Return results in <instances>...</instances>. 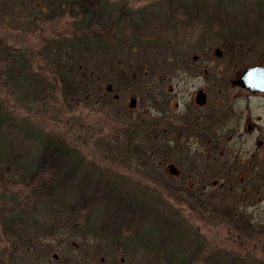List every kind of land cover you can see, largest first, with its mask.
I'll return each instance as SVG.
<instances>
[{
  "label": "rangeland",
  "instance_id": "rangeland-1",
  "mask_svg": "<svg viewBox=\"0 0 264 264\" xmlns=\"http://www.w3.org/2000/svg\"><path fill=\"white\" fill-rule=\"evenodd\" d=\"M37 2L45 5L47 13L32 7L30 0H0V45L15 50L18 57L34 53L30 70L42 83L41 92L33 98L20 86L4 84L0 76V115L15 122L7 138L24 153L35 151L32 138L23 133L63 142L71 154L70 168H77L76 180L83 176L91 189L72 188L67 205L57 204L33 194L32 184L21 183L33 168L0 163V263L87 264L89 258L98 261L110 255L124 264H184L183 257L175 259L163 249L155 250L159 238L170 232L169 221L161 234H145L153 229L158 200L163 202V215L167 210L182 215L211 250L219 249L230 260L244 264L263 260L264 251L255 249L256 235L252 234L264 230L263 205L258 207L254 225L234 207L218 209V214L207 217L203 200L194 193L191 200V193H175L173 182L154 161L152 77L159 59L175 55L165 51L172 47L176 26L189 22L176 15L168 27L150 23L152 27L142 32L145 27L139 24L144 16L134 10L157 3L153 0H99V8L105 2L112 12L96 18L74 16L69 10L58 16L53 7L60 1ZM125 6L130 9L127 20L122 14ZM138 38L141 42L135 41ZM260 38H251L247 44L255 60L264 55V36ZM178 51L183 55L182 48ZM21 71L18 82L26 87V71ZM107 83L120 96L117 103L104 91ZM130 92L140 100L136 113L124 109V97ZM144 107L151 118L144 117ZM106 200L110 204L131 201L132 206L111 217L109 206L103 205ZM220 201L223 205L231 202L228 197ZM116 218L122 221L113 226ZM155 218L165 221L157 213ZM94 225L97 231H92ZM189 240L185 237L184 242ZM190 264L201 263L196 256Z\"/></svg>",
  "mask_w": 264,
  "mask_h": 264
},
{
  "label": "flooded vegetation",
  "instance_id": "flooded-vegetation-1",
  "mask_svg": "<svg viewBox=\"0 0 264 264\" xmlns=\"http://www.w3.org/2000/svg\"><path fill=\"white\" fill-rule=\"evenodd\" d=\"M58 1L60 5L53 7L58 16L66 10L74 16L95 15V18L112 12L105 2L99 8V0ZM153 1L157 3L134 10L136 15L144 16L139 24V28L145 27L142 32L157 22L168 27L176 15L189 22L176 26L179 29L173 36L172 47L167 46L165 51L175 55L159 59L152 77L157 168L173 182L175 193H191L188 200L195 198L194 193L203 200L202 209L207 217L212 212L218 214V209L234 207L254 225V221L258 222L259 205L264 206V91L254 89L253 81L245 79V72L264 68V55L255 60L249 56L247 47L251 38L264 36V2ZM30 5L47 13L45 5L41 6L37 0H30ZM129 12L126 6L122 9L125 20L129 19ZM135 41L141 42L139 38ZM178 47L183 55H179ZM104 91L112 94L116 103L120 101V96L112 93L111 84L107 83ZM139 103L137 94L128 93L124 97L126 113H136ZM141 110L145 118H151L145 107ZM224 197L231 202L223 205L220 199ZM154 203L155 217L157 213L159 219L162 216L165 219L160 223H171L165 224L171 230L168 236L173 258L183 257L184 264H190L196 256L201 264H244L230 260L219 249L211 250L182 215L171 210L163 215V202ZM252 234L256 235L255 249L264 251V230ZM185 237L190 238L189 242H184ZM52 257L58 261L56 253ZM120 262L110 255H103L98 261L87 259V264H124L123 259ZM256 264H264V259Z\"/></svg>",
  "mask_w": 264,
  "mask_h": 264
},
{
  "label": "trees",
  "instance_id": "trees-1",
  "mask_svg": "<svg viewBox=\"0 0 264 264\" xmlns=\"http://www.w3.org/2000/svg\"><path fill=\"white\" fill-rule=\"evenodd\" d=\"M34 56V53L27 52L26 55L23 53L20 57H18L15 50L5 47L2 44L0 45V76L2 78V82L14 88H18V86L24 88L28 95H33V98L41 92L40 88L42 84L40 80L35 79L39 75L30 70V62ZM22 69H25L26 71V73H24L26 81L28 82L26 87H23L22 83L18 82L22 75ZM14 128L15 122L13 120L0 115V163L19 164L25 169L33 168V171H30L29 175H25L21 181V183L24 182L27 185H33L31 189L33 194L40 199H47L48 201L57 204L67 205L72 188L80 189L85 187L91 189V183L87 182L86 178L83 176H79V181L76 180L77 168H75L74 171L73 168H70L68 162H70L69 159L71 154L63 142L53 137L39 139L36 135H30L31 133H23V135L32 138L35 151L24 153L25 151L21 149L20 146L14 145L7 138L8 133H11L9 131L13 132ZM34 157H36L35 161ZM124 202L126 204H124ZM124 202L117 201L110 204L106 200L103 205L106 207L109 206L107 210L111 217H117L122 209L127 208L128 205L132 206L131 201L126 202L124 200ZM150 214L151 213H149V215ZM149 215H147L148 217H145V219L149 218ZM152 219L154 221V226L153 229L145 232L147 236L150 235V231H156L161 234L163 229L167 228L165 223L157 222L155 217ZM121 221L122 220L116 218V221L112 222V224L113 226H116ZM158 224L161 225L160 228H158ZM92 229V231H97L96 225H94ZM155 241L157 242L158 239ZM171 245V236H168L167 232V235L164 238H159V243L158 246H156L157 249L155 250L158 252L159 249H163L165 250V253L169 255L172 254L173 250ZM3 263L6 264L5 261H3Z\"/></svg>",
  "mask_w": 264,
  "mask_h": 264
},
{
  "label": "water",
  "instance_id": "water-1",
  "mask_svg": "<svg viewBox=\"0 0 264 264\" xmlns=\"http://www.w3.org/2000/svg\"><path fill=\"white\" fill-rule=\"evenodd\" d=\"M245 79L253 81L254 89L264 91V68H256L245 72ZM110 91V88H107Z\"/></svg>",
  "mask_w": 264,
  "mask_h": 264
}]
</instances>
